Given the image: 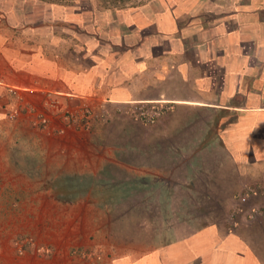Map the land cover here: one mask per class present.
I'll use <instances>...</instances> for the list:
<instances>
[{"label":"rangeland","instance_id":"374dc122","mask_svg":"<svg viewBox=\"0 0 264 264\" xmlns=\"http://www.w3.org/2000/svg\"><path fill=\"white\" fill-rule=\"evenodd\" d=\"M20 1L0 0V264H100L92 253V241L87 243V208H109L111 218L116 215V226L122 228L127 217L123 211L129 209L127 229L143 219L154 225L171 222V216L151 215L156 208L171 212L172 201H142L140 192L156 187L152 182L161 163L170 166L161 177L172 178L168 154L153 147L203 143L199 131L203 122L195 121L200 116L188 115L186 107L172 105L182 104L180 96L191 95L190 84L181 86L175 67L184 58L150 59L143 69L128 76L119 70L105 72L106 63L113 67L119 64L117 68L123 70L129 64L121 58H106V63L97 60L101 64L95 67L100 47L99 35L94 36L98 25H81L88 19L93 2L53 18L37 0H22L38 4L26 10L22 22L10 13L13 4ZM143 1L129 0L127 4L125 13L136 25L144 19L130 13L129 5ZM218 12L208 13V19L204 14L191 24L186 22L181 27L183 36L199 42L194 32L203 28L204 39L207 35L211 43L217 37L220 40L225 14ZM49 18L75 26L52 30L39 23ZM246 21L233 22L241 25L235 35L241 39L252 36L256 44L236 69L230 71L217 60L212 47L207 51L217 64L210 70L215 68L222 80L218 83L221 93L209 91L213 97L208 102L213 105L237 92L253 93L251 106L256 97L264 98V89L258 94V83L247 88L240 81L247 72L264 75V21L255 25ZM68 34H77L87 47L71 61L55 56L56 52L61 55ZM40 50L44 61L38 63L35 58ZM14 51L25 53L14 59ZM83 63L88 67H82ZM184 74L192 76L193 70L184 67ZM72 87L75 91L67 90ZM125 164L127 169L119 168ZM132 234L137 238L151 235Z\"/></svg>","mask_w":264,"mask_h":264},{"label":"crops","instance_id":"0c3cea01","mask_svg":"<svg viewBox=\"0 0 264 264\" xmlns=\"http://www.w3.org/2000/svg\"><path fill=\"white\" fill-rule=\"evenodd\" d=\"M256 98L251 107L206 103L211 113L198 119L203 143L153 147L168 154L172 178L161 177L170 168L161 163L156 187L141 191V199L172 201L171 212L151 215L171 216L169 225L143 219L127 229L126 209L122 228L109 208H87V243L100 264H264V98Z\"/></svg>","mask_w":264,"mask_h":264},{"label":"trees","instance_id":"16d2710c","mask_svg":"<svg viewBox=\"0 0 264 264\" xmlns=\"http://www.w3.org/2000/svg\"><path fill=\"white\" fill-rule=\"evenodd\" d=\"M37 1L39 5L43 8L45 7L44 9H46L53 18H58L59 14L64 13L67 9L71 10V8H78L80 5H90L93 2V8L88 15V19L82 21L81 25L85 22L98 25L94 36L98 38L99 35L98 41L100 47L97 50L99 57L94 63L95 67H99L101 61L106 63V58L107 60L111 58H114V60L121 58L129 64V67L123 70L117 68L119 64L116 65L115 63L113 67V65H108L106 63L105 72L110 71L113 73L115 70H119L122 75L128 76L131 72L134 73L136 70L139 71L143 69L145 67L144 62L150 59H158L163 56L183 57L184 61L181 62V64L175 65V67L178 76L180 75L179 79L181 86L183 85V87H185L190 84L191 95L184 94L180 96L183 100H178L195 103L193 105L172 103V105L186 107L187 110H189H186L188 115L194 117L196 115L198 117L205 116L211 112V109L205 107V104L208 103V99L211 98V96L213 97L209 91L212 92V94H214V91L216 93L218 92V94L221 93V91L218 90V83H222V80H219L221 76L219 73L217 74L214 72L216 70L215 68L213 71L210 70L212 67H216V59L210 58V54L207 53V51L212 47L215 52L214 57H218L217 60L220 59V62H222L228 70L233 71L244 60L247 52L253 49L256 44L255 38H252V36L251 38L241 39L235 35L237 31L241 30V25H237L233 22L237 19L239 22L248 20L246 22L249 25H255L262 20L264 21V0H144L138 5H129L132 8L130 13H133L137 19H144V21H138L137 25L129 15L125 13L128 10L127 4L129 0ZM37 5H35L34 2L24 3L21 0L13 4L14 10L10 13L24 22L23 18L25 17L26 10ZM79 9L85 15L83 8ZM216 11L225 14L221 27L224 32V37L222 35L220 40L217 37V39L213 40L211 43L207 35H205V39L202 36L201 31L203 28L197 29L194 32L199 42H193V39L189 40L187 37L183 36L181 27L185 25L186 22L191 24V21L196 16L204 14H206L204 17L208 19L209 16H207V14L210 13L211 15V13ZM76 13H78V9ZM148 17L151 18L147 19ZM57 21L58 19L53 20L49 18L41 19L39 23L41 25L45 24L52 30L62 25L69 28L75 26L74 24H63L60 21L57 23ZM200 35L202 36L201 39ZM64 40L67 41L61 49V55H59L58 52L55 53V56H59L63 60L71 61L77 53L87 48L86 45L79 40L77 34H68ZM61 43L63 44V40ZM224 43H226V45H224ZM24 53V51H14V59L21 58V55ZM43 56L44 53L40 50L36 55V62L40 63L44 61V59H42ZM248 60H250V56ZM84 63L82 67L87 68L88 66ZM187 66L193 70V77L184 74V67ZM234 81L236 83L238 79ZM240 81L241 85L246 83L248 86L247 88H249V84H264V75L255 76L253 73L247 72L241 77ZM207 84L209 88H201L203 85L207 86ZM67 90L73 92L75 91V87L68 88ZM254 97L255 95L253 93L251 95L248 93L241 95L237 92L234 96H225L224 99L225 101L230 100L233 105L251 107ZM225 101L223 100L222 103ZM195 121L200 122L199 120Z\"/></svg>","mask_w":264,"mask_h":264}]
</instances>
